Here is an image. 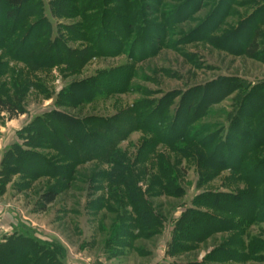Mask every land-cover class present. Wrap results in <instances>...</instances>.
<instances>
[{"label":"rangeland","instance_id":"374dc122","mask_svg":"<svg viewBox=\"0 0 264 264\" xmlns=\"http://www.w3.org/2000/svg\"><path fill=\"white\" fill-rule=\"evenodd\" d=\"M38 1H40L38 4L34 3L38 6L39 15L34 20H28L25 27L35 20L46 18L51 28L45 25V28L37 27V29L40 32L50 29L51 34L47 38L52 37L53 41L56 37L66 47L79 53L78 59H87L97 53V50L112 49L123 53L93 56L84 67L78 69L66 66L37 69L38 65H48L53 62L56 58L53 54L55 51L48 54L46 52L48 49L42 48L38 50V55H34L27 54L28 46L21 45V47L19 44L17 48L11 47L10 43L14 39L6 37L13 33L12 25L2 20V1L0 0V98L13 100L17 95L24 110L23 115L11 121L6 114L0 113V244L11 237L15 240L16 236L48 243L50 246L48 245L46 249L52 252L62 264L203 262L223 242L230 240L232 235L216 234L205 242L193 246L191 250L174 254L170 244L175 223L182 213L193 207L194 199L201 193L238 192L244 189V185L235 183L229 172L214 174L210 171H201L194 158L187 159L172 154L165 146L158 145L154 155L166 158L173 165L182 195L176 199L147 195L152 179L159 176L157 167L151 166V163L157 165V156L146 160V151L151 149L150 145L154 143V137L151 134L133 132L119 144L121 153L129 159L127 165H130L131 170L134 168L132 175L127 173L124 178H133V185L145 195L153 215L160 220L159 225L152 229L155 234L149 238L133 239L136 232L133 231V225L127 219L134 215L128 204L134 192L127 187V180L120 181L117 178L118 173H111V166L91 162L76 168L75 175L68 182L69 187L51 204L43 206L41 195L65 183L62 184L59 179L47 177L33 178L34 180L28 181L22 174L8 176L5 171L1 172V164L7 151L14 145L25 148L26 144H33L32 142L40 144V141L35 138L33 129L37 127L41 130V124L34 123L39 117L45 118L55 110L83 121L89 117L111 119L115 115L135 109L147 114L161 107L160 109L164 110L163 118L168 123L171 121L169 119L177 115L182 116L189 109L188 118L196 120L193 127L196 129L204 127L203 137L214 132L218 133V139L234 138L238 132L235 130V133L229 134L228 123L231 118L236 117L248 93L264 88V53L257 60H249L233 53L216 50L211 45V40L220 39L229 31H233L240 24L238 15L243 18L248 10L229 6V15L223 18L222 14L226 12L225 7H227L226 2L222 5L217 18L212 20L211 14L215 8L213 0L203 2L200 0H140L143 6L148 4L158 13L155 16L157 18L153 17L157 19L154 25L155 37L152 33L148 34V40L145 43L147 47L143 43L140 46L134 45L136 53L129 58L130 44H125L121 38L115 36V33L111 35V40L115 44L110 40L98 41L99 38L97 46H90L85 42L87 38L91 39L96 35L94 32L83 30V26L90 23L88 20L90 12H81L80 8L82 2L94 4L92 1ZM30 8L32 6L28 7ZM28 9L26 11H29ZM161 13L164 15L163 18L158 17L162 16ZM217 21H220L217 25L218 29L212 35H208L212 25L214 26ZM37 29L38 35L40 32ZM141 29L142 27L138 28L139 37L142 34ZM24 31L25 28H20V32L15 34L21 37ZM245 31L246 29H243L238 39L227 47L235 45L241 49L240 42L247 41L250 34ZM133 37L135 40L136 36ZM139 37L137 36L136 39ZM156 37L160 43L152 40ZM45 41H47L46 38ZM123 44L124 48L120 49V45ZM261 47L264 51V46ZM24 53L25 59L31 58L34 68L24 65L23 61L15 62L11 59L15 54L23 55ZM111 71L116 74L127 71L125 78L120 75L118 81L108 82V86L114 93L103 99L96 96V101L82 104L75 109H59L56 106L59 95L70 84L98 79ZM228 81H233L234 84H229ZM224 82L232 88L228 89L230 90L228 96L223 98L222 95L228 92L222 86ZM23 86L25 89H22ZM120 89L123 91L118 93ZM85 93L82 89H78L73 95L77 99L82 97V101L85 102ZM210 97L216 102H213ZM192 102L194 108L190 109ZM245 109L240 112V115L241 119L248 123L247 119L244 120L247 108ZM153 118L158 117L153 114ZM33 124L34 127H32ZM61 125H64L63 132L75 135L64 121H61ZM212 126L215 129L209 128ZM117 127L112 124L113 131ZM158 127L162 131L160 126ZM142 146L144 151L140 153ZM80 148L85 150L83 146ZM35 151L48 163L54 157L51 151L43 150L41 147ZM257 155H260V152H257ZM261 160L260 158L259 162ZM22 167L27 169V174H31L34 170H43L40 163H34L29 158L24 160ZM143 168L150 172V176H143ZM203 175L208 179H202ZM263 229L264 224L255 226L251 228V233L260 235L262 234L260 230ZM207 264L219 263L207 262Z\"/></svg>","mask_w":264,"mask_h":264},{"label":"trees","instance_id":"16d2710c","mask_svg":"<svg viewBox=\"0 0 264 264\" xmlns=\"http://www.w3.org/2000/svg\"><path fill=\"white\" fill-rule=\"evenodd\" d=\"M1 1L2 20L12 25L11 30H13V33L9 34L8 32L9 36L6 37L14 39L10 43L11 47L17 48L19 44V46H28L27 54L34 55H38V50L42 48H47L48 51L46 52L48 54H52L55 51L53 53L56 56L54 61L48 65H38L36 66L37 69L39 67L51 68L53 66H66L78 69L84 67L93 56H109L116 52L112 49L97 50V53L87 59L83 57V59H78L80 54L66 47L56 37H54L53 41L52 37L47 38L51 34L50 29H45L42 32L37 29V27L45 28V25L50 27V23L46 18L42 17V19H38L39 21L35 20L31 25L25 27L28 20H34L39 15L37 13L38 6L34 2L38 4L40 1ZM89 1L94 4H88L84 1L81 4L80 11L90 12L88 19L90 23H86L83 26V30L94 32L96 35L91 37V39L89 37L85 40L90 46H97L98 41L104 40H110L115 44L111 40V35L115 33V36L121 38L125 44H130L129 51L131 50V53L129 58H132L136 53L134 45L140 46L143 43L147 47L145 43H147L148 34L152 33L153 37H155L156 27L154 28V25L157 21L155 16L158 13L152 6L148 4L143 6L140 0ZM203 1L205 0H200V2ZM237 1L215 0L214 2L213 0L215 8L211 14L212 20L217 18L222 5H225L226 2L227 7H225L226 12L223 13L224 15L222 14L223 18L229 15V6L246 8L248 11L243 18L238 15L240 24L233 31H229L220 39H212L211 45L216 50L233 53L249 60H257L264 53L261 47L262 45L264 46V0ZM29 6H32V8L28 9ZM26 9L29 11H26ZM158 17L163 18L164 15ZM219 23L220 21H217L214 26L212 25L208 35H212L218 29L217 25ZM140 27H142L140 31L142 34L139 37L138 28ZM20 28H25L21 37L15 34V32H20ZM36 29L40 34H36ZM243 29H246L245 32H250V34L247 41L240 42L241 49L235 45L231 46L235 49L227 47L231 42L238 39V35ZM133 36H136L135 40ZM137 36L139 39H136ZM45 38L47 41L44 42ZM155 39L152 38V40L160 43L157 37ZM122 48H124V44L120 45V49ZM56 49L58 50L56 51ZM116 53L122 54L123 52L117 51ZM25 57V53L23 55L15 54L11 59L15 62L23 61L24 65L31 68V58L25 59ZM71 72L74 71L71 70ZM126 73L127 71L124 73L117 72L116 74L111 71L103 74L104 76H100L98 79L94 78L78 84L72 83L59 95L56 106L59 109H75L82 104L96 101V96L101 99L106 98L114 93L108 86V82L110 80L118 81L121 76L125 78ZM228 82L229 84H234L233 81ZM229 84L224 82L222 86L228 90L232 88ZM22 89H25V86ZM78 89L86 92L85 102L82 101V97L78 99L74 97L73 93ZM121 91L123 89H120L118 93ZM229 92L230 90L224 93L222 97L228 96ZM91 95H94V97H91ZM210 98L213 102H216L212 97ZM193 105L192 102L190 109L194 108ZM160 108L157 107L155 111L147 114L135 109L115 115L111 119L89 117L83 121L58 110L52 111L45 118L39 117L36 119L34 123L41 124V130L37 127L33 129V133L36 134L35 138L40 141V144L32 142L33 144H26L25 148L14 145L11 150L7 151L6 157L2 159L1 172L5 171L8 176L22 174L26 176L28 181L33 178L47 177L59 179L62 184L65 183L41 195L42 204L46 206L51 204L59 194L69 187L68 182L75 175L76 168L91 162L107 164L112 168L111 173H118V176H116L120 181L127 180V187L134 192L133 198L130 201L128 200L134 215L127 219L133 225V231L136 232L133 239L138 237L149 238L155 234L152 229L159 225L160 220L153 215L145 195L133 185V178H124L127 173L132 175L134 168L131 170L129 168L130 165H127L129 159L121 153L119 144L133 132L151 134L154 137V143L150 145L151 149L146 151V160L157 156V165L151 163V166L152 168L157 167L159 176L157 178L153 177L154 179H152L146 192L147 195L175 199L182 195L173 165L166 158L154 155V150H156L158 145L165 146L172 154L180 155L187 159L194 158L201 171H210L214 174L229 172L235 183L244 185V189L238 192L206 191L196 197L193 201V207L182 213L175 223L170 244L171 251L174 254H178L181 251L191 250L193 246L205 242L216 234L224 233L232 235L230 240L223 242L203 262H195L193 264H207V262L219 264H246L249 262L264 264V229L260 230L262 233L260 235L251 233L252 227L264 224V88L261 87L248 93L238 114L235 118H231L228 123L229 134H232L231 132L235 133V130L238 134L234 138L229 137L226 140L218 139V133L214 132L208 133V135L203 137L202 134L205 129L204 127H199L198 129L193 127L196 120L188 118L189 109L184 115H177L175 118L169 119L171 121L167 123L163 118L164 110L162 111ZM245 108H247V111L245 112L244 120L247 119L249 124L241 119L240 112L245 111ZM0 113L6 114L10 121L23 115L24 110L20 105L18 96L16 95L13 100L0 98ZM153 114L158 118L154 119ZM61 121L68 124L72 131L75 132V135L63 132L62 128H64V125H61ZM34 124L32 127H34ZM112 124L113 126H118L115 131H113ZM158 126H160L162 131ZM209 128L215 129L214 126ZM25 141L27 140L25 139ZM81 146L85 147L84 151L81 150ZM38 147L54 154L51 159L53 162L50 161L52 163L46 162L35 151ZM143 151L144 147L142 146L140 153ZM257 152H260V155L256 156ZM27 158L34 163H40L43 170H34L31 174H27V169L22 167L24 160ZM260 158L262 159L261 162H259ZM149 173L146 168H143V176H148ZM202 179L207 180L208 177L203 175ZM152 190L157 191L153 192ZM12 238L6 239L0 244V264L61 263L52 252L46 249L50 244L34 241L23 236H16L15 240H12Z\"/></svg>","mask_w":264,"mask_h":264},{"label":"crops","instance_id":"0c3cea01","mask_svg":"<svg viewBox=\"0 0 264 264\" xmlns=\"http://www.w3.org/2000/svg\"><path fill=\"white\" fill-rule=\"evenodd\" d=\"M163 264H168V263L163 262Z\"/></svg>","mask_w":264,"mask_h":264}]
</instances>
